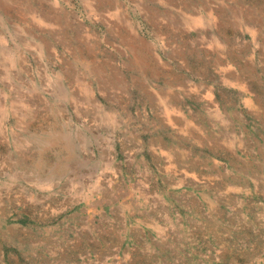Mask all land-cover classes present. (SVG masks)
<instances>
[{"label": "rangeland", "instance_id": "374dc122", "mask_svg": "<svg viewBox=\"0 0 264 264\" xmlns=\"http://www.w3.org/2000/svg\"><path fill=\"white\" fill-rule=\"evenodd\" d=\"M0 264H264V0H0Z\"/></svg>", "mask_w": 264, "mask_h": 264}]
</instances>
